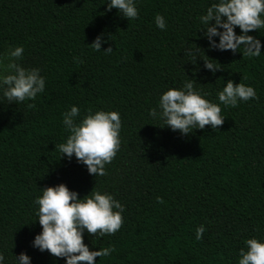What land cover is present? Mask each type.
Segmentation results:
<instances>
[{"label": "trees", "instance_id": "trees-1", "mask_svg": "<svg viewBox=\"0 0 264 264\" xmlns=\"http://www.w3.org/2000/svg\"><path fill=\"white\" fill-rule=\"evenodd\" d=\"M108 2L0 0V54L22 46L20 63L45 78L34 101L0 103L4 264H16L22 251L31 264H65L32 246L42 230L34 200L40 188L59 183L80 197L93 187L107 191L125 206L114 235H83L90 250L116 249L96 257L97 264H238L245 239L264 241V29L249 33L261 41V55L247 58L208 47L199 17L214 0H135L139 16L131 21L108 11ZM157 13L164 30L155 24ZM100 34L106 42L95 51L89 44ZM196 45L199 56L222 68L213 74L203 59L191 63L185 49ZM189 79L218 104L229 79L254 87L259 99L220 105L223 125L185 136L149 112H159L164 91ZM73 105L81 116L89 108L120 114L121 146L105 176L90 175L75 156L60 158L55 148L68 135L62 113ZM201 224L206 230L197 240Z\"/></svg>", "mask_w": 264, "mask_h": 264}, {"label": "clouds", "instance_id": "clouds-1", "mask_svg": "<svg viewBox=\"0 0 264 264\" xmlns=\"http://www.w3.org/2000/svg\"><path fill=\"white\" fill-rule=\"evenodd\" d=\"M117 9L128 21L139 16L135 0H109L107 10ZM264 0H214L206 13L199 17L203 35L208 39V47L213 50L241 52L242 57L253 58L261 55V41L250 32L264 29ZM155 24L161 30L166 28L165 18L157 13ZM239 27L240 34L235 29ZM213 37H219V42ZM111 39V36L108 37ZM104 35H98L89 44L95 51H101L105 43ZM201 47L185 49V55L190 62L197 63L203 59L204 68L215 74L222 67L214 63L213 58L205 59L198 55ZM203 49V48H202ZM110 54L113 48L103 49ZM22 46L11 48L7 53L0 54V103L6 100L9 104H20L35 100L39 93L45 90V78L40 75V69L25 67L22 60ZM7 61V63H5ZM82 63L83 61L78 60ZM247 79V77H244ZM195 81L189 79L182 88H168L149 115L159 117L172 131H179L187 136L196 129L203 130L210 125L216 130L223 125L221 106L237 107L238 103L259 99L254 87L243 82L235 83L229 79L222 90L218 91L219 104L205 97L194 87ZM29 109L35 108L34 103H28ZM63 125L68 135L64 142L55 145L61 157L70 161L75 156L76 161L87 167L88 173L97 176L107 175L106 165L116 157L120 146V131L122 121L117 111H104L92 108L81 116L80 109L73 105L69 111L62 113ZM41 194L36 196L34 204L38 206L36 216L41 232L35 235L32 242L34 248L41 252L47 251L56 258H63L65 264H97L96 257H109L116 249L114 246L90 250L84 243L85 231L93 238L114 235L123 224L122 213L125 206L107 191L101 192L93 187L89 193L80 197L78 192L70 190L66 184L45 186ZM157 203H164L162 197H156ZM35 220V221H36ZM201 224L196 229V239L201 240L205 232ZM245 247L239 250L238 264H264V241L256 237L247 238ZM16 257V264H31V257L21 252ZM5 257L0 252V264Z\"/></svg>", "mask_w": 264, "mask_h": 264}]
</instances>
